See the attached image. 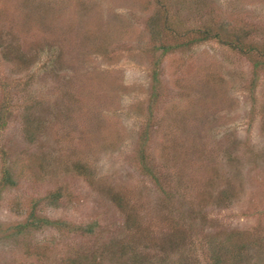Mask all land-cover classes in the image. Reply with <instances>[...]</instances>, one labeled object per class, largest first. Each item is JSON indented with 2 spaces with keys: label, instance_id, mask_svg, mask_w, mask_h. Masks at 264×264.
<instances>
[{
  "label": "rangeland",
  "instance_id": "rangeland-1",
  "mask_svg": "<svg viewBox=\"0 0 264 264\" xmlns=\"http://www.w3.org/2000/svg\"><path fill=\"white\" fill-rule=\"evenodd\" d=\"M251 43L264 0H0V264H264Z\"/></svg>",
  "mask_w": 264,
  "mask_h": 264
},
{
  "label": "trees",
  "instance_id": "trees-1",
  "mask_svg": "<svg viewBox=\"0 0 264 264\" xmlns=\"http://www.w3.org/2000/svg\"><path fill=\"white\" fill-rule=\"evenodd\" d=\"M211 31H212V29L210 27H205V26H203L202 28L196 29L195 31H192V32H196V33L194 34V36L190 40H188L189 41L188 43H196L198 41L205 40V39L209 38L210 36H212V32ZM215 35H216V37H218L217 36L218 34H215ZM237 47H239V46H237ZM246 47H247L248 52H253V51L259 52L260 56L263 57L261 59V61H259L258 59L255 60L254 67L264 66V47L260 48L256 44H253V43L249 44ZM163 49L167 50L168 48L165 46ZM138 160H139L142 168L145 170V172L150 171L149 167L146 165V160H145L144 154L141 153ZM74 167H75V171L78 173V175H81V176H84V177L86 176L87 178L90 177L88 175V173H89L88 171L89 170L86 168L85 165H83V163L82 164L75 163ZM227 194H228L227 191H223V190L219 191V196H217V198L216 199L214 198L213 200L214 201L215 200H217V201H221V200L227 201V199H229V197H227L228 196ZM112 200L118 207H121L123 205L122 202H121V199L118 196H116V195L112 196ZM126 221H127V223H126L127 227L129 226V228H132L133 227L132 225H134V224H131V220H129L127 218ZM134 227L136 228L135 225H134ZM174 235H175V233L173 234V236ZM239 237H240V235H239ZM232 245H233L232 247H226L225 246V248L223 250H227L226 254H224L222 250H219V253H217L218 254L217 255V259L219 261L217 262V264L218 263L219 264H226V263H232V264L238 263L239 264L240 263V260L242 259V254H243L242 253V249H243L244 246H242L239 243H237V244L234 243ZM70 261H71L70 264H78L77 259H71Z\"/></svg>",
  "mask_w": 264,
  "mask_h": 264
}]
</instances>
